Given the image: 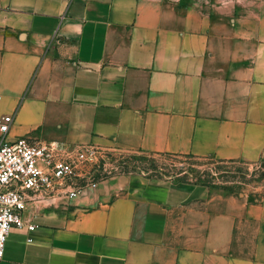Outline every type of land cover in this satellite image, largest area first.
Segmentation results:
<instances>
[{"label": "crops", "instance_id": "obj_1", "mask_svg": "<svg viewBox=\"0 0 264 264\" xmlns=\"http://www.w3.org/2000/svg\"><path fill=\"white\" fill-rule=\"evenodd\" d=\"M0 115L10 139L264 161V0H0ZM23 219L0 264H264V198L201 183L116 171Z\"/></svg>", "mask_w": 264, "mask_h": 264}, {"label": "built area", "instance_id": "obj_2", "mask_svg": "<svg viewBox=\"0 0 264 264\" xmlns=\"http://www.w3.org/2000/svg\"><path fill=\"white\" fill-rule=\"evenodd\" d=\"M11 122V115H0V260L10 228L24 226L23 212L34 199L77 198L117 170L109 163L118 154L114 150L10 139Z\"/></svg>", "mask_w": 264, "mask_h": 264}, {"label": "rangeland", "instance_id": "obj_3", "mask_svg": "<svg viewBox=\"0 0 264 264\" xmlns=\"http://www.w3.org/2000/svg\"><path fill=\"white\" fill-rule=\"evenodd\" d=\"M109 163L117 167L116 171L153 179L202 183L244 195L250 202L264 198V161L246 163L136 152L112 156Z\"/></svg>", "mask_w": 264, "mask_h": 264}, {"label": "trees", "instance_id": "obj_4", "mask_svg": "<svg viewBox=\"0 0 264 264\" xmlns=\"http://www.w3.org/2000/svg\"><path fill=\"white\" fill-rule=\"evenodd\" d=\"M202 184V183H201ZM205 185V184H204Z\"/></svg>", "mask_w": 264, "mask_h": 264}]
</instances>
